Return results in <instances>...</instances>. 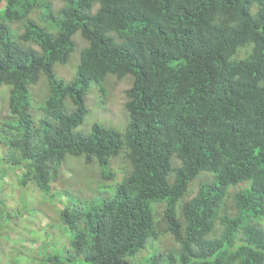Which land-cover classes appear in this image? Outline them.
<instances>
[{"label":"trees","instance_id":"obj_1","mask_svg":"<svg viewBox=\"0 0 264 264\" xmlns=\"http://www.w3.org/2000/svg\"><path fill=\"white\" fill-rule=\"evenodd\" d=\"M76 33L86 44L65 80L55 65ZM109 75L131 78L124 130L78 131L89 84L104 90ZM0 87L10 112L0 144L24 168L21 185L48 193L72 155L95 160L111 190L62 206L69 247L45 264H264V0H63L56 13L49 0H0ZM158 203L174 250L148 245Z\"/></svg>","mask_w":264,"mask_h":264},{"label":"rangeland","instance_id":"obj_2","mask_svg":"<svg viewBox=\"0 0 264 264\" xmlns=\"http://www.w3.org/2000/svg\"><path fill=\"white\" fill-rule=\"evenodd\" d=\"M52 11L56 13L62 6L63 0H49ZM41 10L36 9L30 17L39 20ZM11 29L21 31L22 26L12 24ZM74 50L65 64H56L57 75L65 80L74 76L80 49L86 44L81 36H73ZM104 90L92 82L89 84L85 103L87 114L83 122L77 127L82 133H89L94 122L106 127H112L120 132L124 130L128 116L124 108L126 101L125 90L131 85L130 77L117 79L108 76L104 83ZM48 87L45 78H41L32 87L31 111L37 117L39 105L47 95ZM69 108V107H68ZM10 115L8 108V89L0 87V124ZM7 147L0 144V264H45L47 255L53 248L66 251L69 247L68 231L60 222L59 211L69 202H87L100 194H108L111 190L101 179L100 168L95 160L86 162L83 157L67 155L51 183L48 193L40 191L32 181L25 185L19 183L24 168L20 164L9 163L5 155ZM115 173L120 174L124 168L121 156L112 160ZM200 178L190 182L189 193L186 198L194 195ZM210 178V177H208ZM104 185V186H103ZM238 186L229 187L228 196L224 200V209L233 210L230 190H237ZM157 236L149 239L148 245L162 251L174 250L177 244L164 231L160 220L163 204H155ZM219 228H215L217 234ZM137 257L147 253L148 247ZM75 264H79V261Z\"/></svg>","mask_w":264,"mask_h":264}]
</instances>
